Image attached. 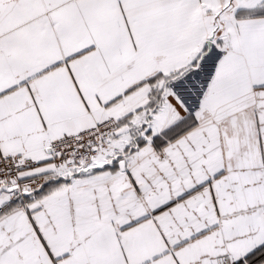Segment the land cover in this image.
I'll use <instances>...</instances> for the list:
<instances>
[{
	"label": "snow or ice",
	"instance_id": "obj_1",
	"mask_svg": "<svg viewBox=\"0 0 264 264\" xmlns=\"http://www.w3.org/2000/svg\"><path fill=\"white\" fill-rule=\"evenodd\" d=\"M0 264H264V0H0Z\"/></svg>",
	"mask_w": 264,
	"mask_h": 264
}]
</instances>
